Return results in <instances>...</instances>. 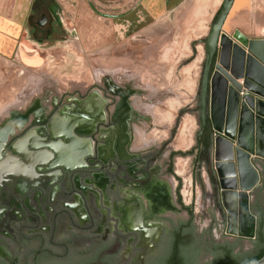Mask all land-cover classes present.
Segmentation results:
<instances>
[{
  "label": "rangeland",
  "instance_id": "obj_1",
  "mask_svg": "<svg viewBox=\"0 0 264 264\" xmlns=\"http://www.w3.org/2000/svg\"><path fill=\"white\" fill-rule=\"evenodd\" d=\"M32 1H23L25 14H29ZM223 1L188 0L181 8L147 30H142L145 26L136 23L131 26L125 15L108 14L107 9L99 7L93 0H53L55 20L62 31L65 29L72 34V38L46 48L34 44L24 32L11 55H0V143H7V152L19 157H24V153L17 148L18 143L28 150H34L37 156L45 155L41 152L45 142L69 144L60 135L54 137L50 131L43 133L54 128L55 119L66 118V113L89 116L93 121H86L88 125L82 121L83 125L78 124L76 129L81 128V133L91 135L95 126L90 127L89 123L94 125L98 115L94 113L95 109L84 113L81 106L84 102L93 103V94L98 92L108 99L114 124L111 128H101L97 136V140L101 141L99 150L106 147L114 155L117 146L121 153L124 138L128 136L126 150L130 158L138 155L135 163L142 164L148 153L166 143L161 159L151 167L153 175L169 183L175 199L179 189L183 205L193 210L199 235L208 238L212 230L216 235L221 229L225 232L226 220L221 217L215 219L217 205L207 179V168L198 164L196 159V138L201 127L199 100L206 58L205 39L217 14L213 10ZM33 13L37 17L40 11ZM123 19L127 22H122ZM168 111L170 118L167 120L165 113ZM182 111L185 112L181 114ZM120 119V124L116 125ZM86 125L88 129H85ZM114 128L115 134L112 135L110 131ZM34 129L38 131L32 137L31 130ZM103 129L109 132L106 134ZM181 133L184 135V141L180 140L183 147L177 145ZM103 135L107 137L102 138ZM77 136L82 140L90 138ZM130 142L129 150L132 153L128 150ZM77 149L87 154L83 146ZM172 152L191 154L177 155L171 161ZM251 158L255 160L254 155ZM15 159L19 160V164L25 161L23 158ZM170 161L175 177L165 172ZM181 163L184 164L182 173ZM51 165H44L46 171L43 173L48 175L47 179L35 191L37 213L58 211L63 201L70 202L75 194L70 173L62 172V167L54 168ZM83 170L85 178L91 176L86 172L90 168L84 167ZM258 170L262 174L263 163ZM77 176L80 177V174L76 175L75 182ZM39 190L43 193L40 199L37 197ZM251 201L255 214L259 212L256 205L264 212L262 186L253 193ZM189 214L190 211L181 206L180 215L173 219L176 222L189 221ZM112 231L110 229V235ZM59 235L65 236V231L61 230ZM227 237L236 246L238 255L251 252L253 240L231 235ZM141 245L142 241L137 240L136 246ZM137 251L126 260L117 256L115 263L139 264Z\"/></svg>",
  "mask_w": 264,
  "mask_h": 264
},
{
  "label": "flooded vegetation",
  "instance_id": "obj_2",
  "mask_svg": "<svg viewBox=\"0 0 264 264\" xmlns=\"http://www.w3.org/2000/svg\"><path fill=\"white\" fill-rule=\"evenodd\" d=\"M33 11H40V14L34 17ZM55 12L53 0L48 2L33 0L27 14L26 37L34 44L46 48L70 40L72 34L65 29H63L65 32L62 31L55 20ZM214 66L215 62L213 69ZM93 98V103L84 102L81 108L84 113L95 109L94 113L98 115L97 119L101 123L97 119L94 125L89 123L90 127L95 126L91 135L81 133V128L74 132L75 139L83 141L88 147L89 156L85 162L79 164L80 169L76 171L75 176H70L75 191L72 200L63 201L58 211L48 214L43 211L37 213L34 197L37 190L34 187L35 182L40 187L44 179H47L48 175L43 173L46 171L44 165L52 164L53 160L44 161L45 164L40 162L34 170L28 169L29 164L35 161L37 155L35 151L28 150L18 143L17 148L24 153L23 156L27 155L19 157L7 152L8 145L3 143L4 150L0 151V174L3 172L22 174L26 179L11 176L8 179L1 177L0 180V264H116L117 256L126 260L127 257L134 256L136 249H138L136 259L139 264H220L218 260L227 259L228 244L231 243L224 230L221 229L219 235L212 230L208 238L203 237L196 232L192 209H188L189 221L176 222L173 218L180 215V212L166 210L162 204L152 199L153 196H159L158 198L161 199V195L169 194L173 205L180 210L179 189L176 191L175 199L169 183L154 176L151 171V167L161 159L166 147L165 143L159 149L148 153L142 164L135 163L138 155L133 153L135 158H130L126 150L128 136L124 138L125 143L121 153L117 146L114 155L113 151L107 150L106 147L99 150L101 141L97 140V136L102 127L111 128L114 125L113 112L108 109V99L100 93H94ZM65 115L66 118L60 119L72 125L82 121L85 123L93 121L89 116H71L70 113ZM107 119V123L102 124ZM121 119L115 124H120ZM87 125L85 129H88ZM208 125L207 122L205 132L200 136L202 140L209 137ZM78 130L80 133L77 132ZM115 130L114 128L110 133L115 134ZM37 131V129L31 130V134ZM49 131L45 130L43 133ZM102 131L106 134L109 132L105 129ZM34 134L31 136L34 137ZM54 135L56 136L57 133ZM77 135L90 136V138L82 140ZM105 135L102 138L107 137ZM131 140L133 142L132 136ZM132 142L128 144V150ZM50 143L45 142L44 148L47 149H41L42 153L52 150ZM64 143L60 142L58 145L62 146ZM31 147L30 143L29 149ZM201 148L202 146L198 149ZM173 153L170 154L171 161L175 157ZM201 154L199 157L205 158L204 154ZM8 155L11 156L7 157ZM13 156L26 160L25 168L19 165V160ZM171 161L165 172L175 177ZM209 164V161L204 164L207 171ZM84 167L90 168L86 171L91 175L90 177L85 178ZM59 173L63 176L61 171ZM77 174H80V177L77 176L75 182ZM22 188L25 191L22 192ZM42 194L39 190L37 197L40 199ZM151 194L153 195L150 197ZM213 200L217 205L216 213H218L215 219L221 217L225 221L226 213L219 206L214 190ZM72 205H75V209ZM110 229H113L112 235ZM61 230L65 231V236L60 237ZM137 240L142 241L141 246H136Z\"/></svg>",
  "mask_w": 264,
  "mask_h": 264
},
{
  "label": "water",
  "instance_id": "obj_3",
  "mask_svg": "<svg viewBox=\"0 0 264 264\" xmlns=\"http://www.w3.org/2000/svg\"><path fill=\"white\" fill-rule=\"evenodd\" d=\"M232 4L233 0L223 1L205 39L206 58L199 100L201 121L199 136L204 134L210 120L214 137L207 179L213 189L211 183L213 177L216 181L215 186L219 189L220 204L226 211V235L255 240L258 219L252 212L251 200L253 193L264 183V170L262 174L258 170L259 165L264 164V41H247L239 34H235L234 38L243 42L246 48L243 49L233 44L231 37L222 33ZM53 125L57 134L67 139L69 144L60 146L59 143H50L55 157L52 159L48 151H45L43 153L45 155H36L35 161L29 164L28 169L34 170L41 162L40 159L53 160L52 167H62L63 169H60L62 172L66 171L70 176H74L80 169L79 164L89 156L84 151L78 152L77 147L83 146L84 150L88 147L83 141L75 139L72 124H59L58 127L64 131L61 134L55 121ZM244 126L252 128L254 136L252 146L242 142ZM259 135L262 138V145H259L255 138ZM220 143L228 146L227 153H220ZM198 148L200 149V145ZM252 155L255 156V160H252ZM11 176L26 179L22 174L3 172L0 174V180L1 177L8 179ZM36 188L39 186L36 185ZM227 196H232L236 201L234 222L226 202ZM72 208L75 209V205H72ZM246 217L250 221V226L244 231ZM252 264H264V257Z\"/></svg>",
  "mask_w": 264,
  "mask_h": 264
},
{
  "label": "crops",
  "instance_id": "obj_4",
  "mask_svg": "<svg viewBox=\"0 0 264 264\" xmlns=\"http://www.w3.org/2000/svg\"><path fill=\"white\" fill-rule=\"evenodd\" d=\"M23 1L0 0V55H11L25 32L27 13L23 11ZM187 1L93 0L99 7L107 9L108 14L125 15L131 26L134 23L145 26L142 30H147L155 22L181 8ZM220 7L221 3L215 7L213 13H217ZM126 19L122 22H127ZM222 33L231 37L233 44L243 49H246L243 42L234 38L235 34L247 41H264V0H233ZM253 214L256 215L255 212Z\"/></svg>",
  "mask_w": 264,
  "mask_h": 264
},
{
  "label": "trees",
  "instance_id": "obj_5",
  "mask_svg": "<svg viewBox=\"0 0 264 264\" xmlns=\"http://www.w3.org/2000/svg\"><path fill=\"white\" fill-rule=\"evenodd\" d=\"M216 18V17H215ZM215 20V19H214ZM185 111H182L181 114H183ZM208 128H209V137L206 140H202V137L199 136V132L197 134V145L202 146L201 150H199L198 148H196L197 152L199 154H204L205 158H200L199 154L197 159L198 164H202L204 165L205 162L207 163L209 161L210 163V158H211V153H212V144H213V137H214V131L212 129V125L210 120H208ZM200 125H201V121H200ZM166 145V143H165ZM191 153H177L174 152L173 153V157L176 155H182V156H186V155H190ZM201 154V155H202ZM211 183L213 186V190L215 195L217 196V202H219L220 204V199H219V189L216 188V181L213 177H211ZM263 191H264V183L262 185ZM153 194L150 195V197ZM157 197H152V199L156 200L158 203L162 204L163 207L166 210H170V211H174V212H180V210L173 205L172 203V198L169 194H165V195H161V199ZM178 198H179V204L186 210H188L184 205H183V200L181 195L179 194V190H178ZM220 207L221 204L219 205ZM258 208V213L256 214L257 219H258V224H257V235H256V239L253 240V248L251 250V252L246 253L244 255H238L237 253H235L236 250V246L233 244H228V249H227V259H225L224 261H220L218 260V263L220 264H252L255 261L260 260L261 258L264 257V212L263 209H261V207H259V205H256ZM255 206V207H256ZM223 208V207H222ZM254 207L252 208V211H254ZM254 213V212H253ZM256 213V212H255ZM217 264V263H216Z\"/></svg>",
  "mask_w": 264,
  "mask_h": 264
},
{
  "label": "bare ground",
  "instance_id": "obj_6",
  "mask_svg": "<svg viewBox=\"0 0 264 264\" xmlns=\"http://www.w3.org/2000/svg\"><path fill=\"white\" fill-rule=\"evenodd\" d=\"M174 105V104H173ZM261 108V107H260ZM157 111V110H156ZM172 111V110H171ZM174 111V110H173ZM165 118L168 120L169 118H170V112L168 111L167 113H165ZM56 125H57V127H58V125L59 124H62V123H66V122H64V121H62V119H60V118H57L56 120ZM188 121H190V119H188ZM185 122V121H184ZM187 122V121H186ZM185 122V123H186ZM163 123V122H162ZM184 123V124H185ZM71 124V123H70ZM78 124H81V125H83V122H78V123H75V125H73L74 127L72 128V131L73 130H75L76 128H77V126H78ZM85 124V123H84ZM86 124H88V123H86ZM183 124V126H185ZM191 124H192V122H191ZM193 124H194V122H193ZM193 126V125H192ZM245 128H244V131H243V135H242V142L244 143V144H246L247 146H252V143H253V138H254V136H253V134H252V128L250 127H246V126H244ZM182 128H184V127H182ZM186 128V127H185ZM58 129L59 130H61V131H59V133L61 134V132L63 133L64 131H63V129L61 128V127H58ZM186 129H188V128H186ZM182 130H185V129H182ZM182 130H181V132H182ZM52 133V135L54 136V137H56L55 135H54V133H58V132H56V130H55V128H53L52 129V131H51ZM75 132V131H74ZM184 133V132H183ZM183 133H181V135H180V137H179V139L177 140V145L179 144V146L182 144V143H180V140H183L184 141V135H183ZM13 134V133H12ZM32 134H34V133H32ZM58 135V134H57ZM255 135H257L256 133H255ZM256 139H257V141L259 142V145H262V142H261V136L259 135V136H257V137H255ZM190 141V140H189ZM186 142V141H185ZM61 143H64V142H61ZM187 143V142H186ZM185 143V144H186ZM68 144L67 143H64V146H67ZM149 145V144H148ZM72 145H69V147H71ZM182 146V145H181ZM94 147H95V145H94ZM183 147V146H182ZM181 148V147H180ZM2 150H4V144L3 143H0V151H2ZM219 151H220V153L221 154H224V153H227L228 152V146L227 145H225L224 143H220V149H219ZM48 153H49V155H50V157L53 159L54 157H55V153L53 152V150H48ZM94 154H95V150H94ZM93 154V155H94ZM92 155V154H91ZM92 155V156H93ZM26 161V160H25ZM25 161H22L21 162V165L22 166H24V164L26 163ZM184 171V164L183 163H181L180 164V172L182 173ZM180 173V174H181ZM77 180V179H76ZM36 185H38V183H35L34 184V187L36 186ZM27 187H28V185H26ZM25 187V186H24ZM22 190V192L23 191H25V189L24 188H22L21 189ZM226 202H227V204H228V207H229V209L231 210V213H232V222H234L235 221V214H236V210H237V205H236V201H235V199L232 197V196H227L226 197ZM250 226V221H249V219L246 217L245 218V224H244V227H243V230L244 231H247L248 230V227Z\"/></svg>",
  "mask_w": 264,
  "mask_h": 264
},
{
  "label": "built area",
  "instance_id": "obj_7",
  "mask_svg": "<svg viewBox=\"0 0 264 264\" xmlns=\"http://www.w3.org/2000/svg\"><path fill=\"white\" fill-rule=\"evenodd\" d=\"M242 95H243V93H242Z\"/></svg>",
  "mask_w": 264,
  "mask_h": 264
}]
</instances>
